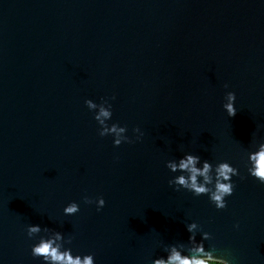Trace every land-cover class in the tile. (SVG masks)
<instances>
[{"label":"water","instance_id":"1","mask_svg":"<svg viewBox=\"0 0 264 264\" xmlns=\"http://www.w3.org/2000/svg\"><path fill=\"white\" fill-rule=\"evenodd\" d=\"M112 96L110 122L141 139L99 135L85 100ZM260 139L264 0H0V264H41L30 223L96 264H151L191 220L218 255L264 264V183L246 167ZM184 151L240 169L226 208L168 183Z\"/></svg>","mask_w":264,"mask_h":264},{"label":"clouds","instance_id":"2","mask_svg":"<svg viewBox=\"0 0 264 264\" xmlns=\"http://www.w3.org/2000/svg\"><path fill=\"white\" fill-rule=\"evenodd\" d=\"M224 87L228 88L229 85L225 83ZM236 98L235 91H227L225 94L222 107L228 116L236 115ZM114 99L115 96L101 98L99 103L92 98L85 100V104L93 112L94 119L99 125V135L112 136L113 144L116 146L124 142L131 143L133 139H141L144 132L139 125L132 129L133 137L128 135L127 125L110 122L113 117L111 101ZM166 166L172 173H178L169 178L170 185L175 186L176 189L188 190L196 196L206 194L217 209L227 207V197L231 196L235 190L233 177L244 178L240 169L231 161L223 159L213 163L192 151H184L182 156L168 159ZM246 167L249 175L264 183V139L256 141L247 151ZM83 199L85 203H95L97 211L101 210L106 203L103 196L95 199L84 196ZM79 211L80 204L75 200L67 203L63 209L66 215H73ZM185 227L190 233L187 242L164 244L163 251L166 255L154 257L151 264H234L230 251L225 250L223 255H218L215 243L205 246V241L212 240V233L203 230L196 220L186 222ZM234 227L237 229L240 227L238 221ZM197 234L200 235V240H197ZM27 235L35 241L31 245V254L41 258V264H96L93 252L74 253L70 246L72 237H66L59 230L30 223L27 225Z\"/></svg>","mask_w":264,"mask_h":264}]
</instances>
